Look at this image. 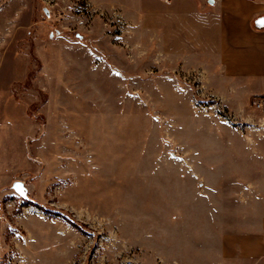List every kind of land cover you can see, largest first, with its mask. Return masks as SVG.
Here are the masks:
<instances>
[{
	"label": "rangeland",
	"instance_id": "obj_1",
	"mask_svg": "<svg viewBox=\"0 0 264 264\" xmlns=\"http://www.w3.org/2000/svg\"><path fill=\"white\" fill-rule=\"evenodd\" d=\"M156 10L0 0L4 264H241L205 240L195 169L214 101Z\"/></svg>",
	"mask_w": 264,
	"mask_h": 264
},
{
	"label": "crops",
	"instance_id": "obj_2",
	"mask_svg": "<svg viewBox=\"0 0 264 264\" xmlns=\"http://www.w3.org/2000/svg\"><path fill=\"white\" fill-rule=\"evenodd\" d=\"M157 26L199 65L211 97L204 121L202 180L205 240L217 256L264 264V0H156ZM0 39L2 35L0 34ZM0 54L3 55L2 46ZM227 111L236 122L216 114ZM230 117V116H229ZM3 122L0 121V133ZM194 168H199L194 164ZM199 170V169H198ZM201 171V170H200ZM0 182V264L4 223Z\"/></svg>",
	"mask_w": 264,
	"mask_h": 264
},
{
	"label": "water",
	"instance_id": "obj_3",
	"mask_svg": "<svg viewBox=\"0 0 264 264\" xmlns=\"http://www.w3.org/2000/svg\"><path fill=\"white\" fill-rule=\"evenodd\" d=\"M13 188L24 197H27V189L22 181H15L13 184Z\"/></svg>",
	"mask_w": 264,
	"mask_h": 264
},
{
	"label": "built area",
	"instance_id": "obj_4",
	"mask_svg": "<svg viewBox=\"0 0 264 264\" xmlns=\"http://www.w3.org/2000/svg\"><path fill=\"white\" fill-rule=\"evenodd\" d=\"M255 107L264 111V101L263 100H257L255 103H254Z\"/></svg>",
	"mask_w": 264,
	"mask_h": 264
},
{
	"label": "snow or ice",
	"instance_id": "obj_5",
	"mask_svg": "<svg viewBox=\"0 0 264 264\" xmlns=\"http://www.w3.org/2000/svg\"><path fill=\"white\" fill-rule=\"evenodd\" d=\"M259 26H264V19L257 22Z\"/></svg>",
	"mask_w": 264,
	"mask_h": 264
}]
</instances>
